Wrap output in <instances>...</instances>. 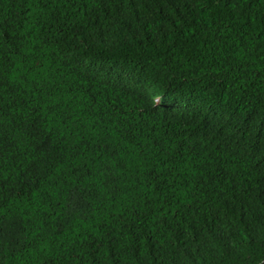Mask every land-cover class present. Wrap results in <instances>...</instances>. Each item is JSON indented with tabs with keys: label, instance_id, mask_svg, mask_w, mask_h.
I'll return each instance as SVG.
<instances>
[{
	"label": "trees",
	"instance_id": "16d2710c",
	"mask_svg": "<svg viewBox=\"0 0 264 264\" xmlns=\"http://www.w3.org/2000/svg\"><path fill=\"white\" fill-rule=\"evenodd\" d=\"M0 264H264V0H0Z\"/></svg>",
	"mask_w": 264,
	"mask_h": 264
}]
</instances>
